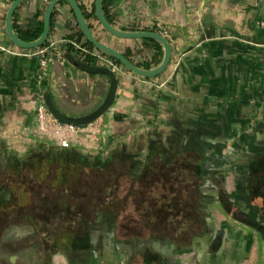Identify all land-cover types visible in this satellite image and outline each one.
Wrapping results in <instances>:
<instances>
[{"label":"crops","instance_id":"0c3cea01","mask_svg":"<svg viewBox=\"0 0 264 264\" xmlns=\"http://www.w3.org/2000/svg\"><path fill=\"white\" fill-rule=\"evenodd\" d=\"M77 1L88 10L93 2ZM50 2L24 0L13 17L16 27L44 23ZM12 3L0 0V131L9 146L27 137L26 146L9 147L18 162L45 158L35 148L98 152L124 138V148L135 153L140 144L124 193L139 194L146 211L140 219L133 212L126 217L127 230L117 225L114 240L119 253H129L127 264L151 256L174 264H264V0H156L151 24L142 20L145 0H121L111 13L115 27L156 29L171 45L170 65L160 77L145 79L98 56L100 67L106 60L118 68L114 102L99 118L104 134L83 133L66 150L34 134L38 96L50 95L67 117L86 118L113 93L111 77L92 75L69 60L77 20L70 5L59 4L46 47L55 44L65 63L55 58L40 79L34 54L43 47L24 50L7 35ZM93 24L101 43L135 64L162 61L154 45L117 39ZM196 211L201 229L190 235ZM143 220L156 227L152 233L136 229ZM222 231L224 246L217 252L212 239Z\"/></svg>","mask_w":264,"mask_h":264},{"label":"rangeland","instance_id":"374dc122","mask_svg":"<svg viewBox=\"0 0 264 264\" xmlns=\"http://www.w3.org/2000/svg\"><path fill=\"white\" fill-rule=\"evenodd\" d=\"M145 3L147 13L142 20L145 23H150L156 20L155 11L150 9V5L156 3V0H145ZM136 4L135 8L138 11L139 1ZM140 26L143 25L140 23ZM40 98L41 96H38V100ZM1 134L0 131L2 146L0 149V174L3 177L0 179V239L3 234L4 241L0 242V247L3 246V253H0V264H40L38 253L34 251L12 253V248L8 247L9 243H12L11 241L22 237L20 234L32 233L31 227L27 225L29 222L39 226L43 235L47 229L48 239L66 238L75 248L86 252L83 256L84 261L77 264H127L129 253H119L118 251L113 253L114 249L111 252L103 239L97 242V252L94 257L91 253H87L91 250L90 240L93 226H97L99 219L115 214L117 225L120 229L124 225V229L127 230L129 227L126 217H129L133 212V215H137L136 217L140 219V215L146 211L145 208L142 209L145 206L142 204V197L139 194L124 193L125 188L131 184V163L124 164L119 159L112 163L109 161L112 154L119 153L123 149L125 139H120V144L117 147L104 146L98 152H91L87 149L69 150L73 156L67 162L61 160L53 162L58 157L54 154H62L67 151L50 149L46 152L44 149L35 148V153L44 154L45 158H37L34 162H30L28 167L24 160L20 163L19 171H14L9 164L15 155L11 156L10 152L13 150L10 151L9 147L19 149V147L26 146L25 138L27 137L22 136L18 144L11 143L9 146L8 141ZM134 148L136 149L134 154H141L140 144H136ZM143 150L142 148V152ZM7 152L12 158H7ZM78 158L84 162L91 160L93 166H76L75 162L78 161ZM9 184L15 188H11L8 186ZM11 189H15L14 195H11ZM23 192L32 195L26 198ZM65 192L72 195L71 201L67 204V210L66 203L61 202L62 199L66 200L63 196ZM44 196H47V206L43 202ZM131 207L133 211L130 212ZM195 218V224H190V230L187 231L190 235L201 229L198 211L195 212ZM67 220L72 221L70 225L66 224ZM144 222L145 220L136 229L143 227L145 231L152 233L151 230H155L156 227L154 225L147 226V223L144 224ZM169 222L172 221L169 220ZM179 231L181 233L182 229ZM117 238L124 239V236L118 234ZM195 254V260H201L200 257H197L198 253ZM159 261L156 256L138 257L130 264H158ZM47 264L71 263L67 257L59 253L50 257Z\"/></svg>","mask_w":264,"mask_h":264},{"label":"water","instance_id":"95a60500","mask_svg":"<svg viewBox=\"0 0 264 264\" xmlns=\"http://www.w3.org/2000/svg\"><path fill=\"white\" fill-rule=\"evenodd\" d=\"M23 1L24 0H14L13 1L8 11L7 19H6V32H7L8 37L17 47L21 49L36 50V49L42 48L46 44L50 36L51 21H52L54 10L60 4V2H66L70 5L71 9L73 10L78 26L80 28V31L84 34L87 41H89L92 45H94L95 49L99 51L101 54L119 61L127 70H129L133 74L140 76L142 78H145V79H155L163 75L170 65V62L172 59V48H171L170 43L167 41V39L163 35L157 32H146V31L127 32V31H122L116 28L115 26L109 23V21L107 20L104 14L103 6H102L103 0H96L95 2L96 16H97V19L100 25L111 36L117 39H120V40H153V41L158 42L163 49V59L157 67L150 69V70L138 68L129 59H127L122 53L99 42L98 39L92 33L88 25V22L86 21L84 17L80 4L78 3L77 0H52L45 13L44 32L42 36L37 41L31 42V43L23 42L22 40L18 38V36L16 35L13 29L14 14L16 10L18 9V7L23 3ZM111 81H112V92L114 93L117 87V80L114 75L111 76ZM89 120H90L89 118H83L80 121H78V123H80L81 125H87L89 123ZM225 236H226L225 231L219 232L213 236L212 243L217 252H221V250L223 249Z\"/></svg>","mask_w":264,"mask_h":264},{"label":"trees","instance_id":"16d2710c","mask_svg":"<svg viewBox=\"0 0 264 264\" xmlns=\"http://www.w3.org/2000/svg\"><path fill=\"white\" fill-rule=\"evenodd\" d=\"M49 1H52V0H49ZM120 1L121 0H103L102 1L104 14H105L107 20L109 21V23L111 25H113V26H115V24H114V20L112 18V15H111L112 9ZM95 2H96V0H93L92 4L90 5V9L89 10L86 9V7H84V5H82V4L80 5V7H81V9L83 11L84 17H85L86 21L88 22V25H89V27H90V29H91L93 34H94V30H95V25L93 24V22L96 23L97 26L101 27V29L103 31L108 33L100 25V23L98 22V19H97V16H96ZM60 5H69V4L66 3V2H60ZM71 12H72L73 16L75 17L74 12H73L72 9H71ZM53 19H54V13H53V16H52V21H51V30H52V27H53ZM13 29H14L16 35L18 36V38L20 40H22L23 42H26V43H31V42L37 41L42 36V34L44 32V23H40L38 26H35V28L29 27L26 30H22L21 31V30L18 29V27H16V25L14 23V20H13ZM77 29H78V32H77L76 35L71 37V39H70L71 42L69 43V47H68V49H69L68 50V58L75 66H77L80 70L88 72V73H90L92 75H102V76H105V77H111L113 74L108 69L102 68V67H100L98 65V62H99V57L98 56H100L102 58H105L107 60H110V61L114 62L119 67L125 68L119 61H117V60H115V59H113L111 57L105 56V55L101 54L99 51H97L95 49L94 45H92L89 41H87V39L85 38L84 34L80 31L78 23H77ZM132 30L134 31V29H132ZM151 31L152 32H156V29H152ZM98 41L100 42L99 39H98ZM143 41L145 43H149V44L154 45L157 49H159L161 51V54H163L162 53L163 52L162 47H161V45L158 42L153 41V40H143ZM48 44H49V42L47 41L46 44L43 46V48L46 47ZM124 56L127 59H129L134 65H136L138 68L145 69V70H150V69L155 68L156 66H158L160 64L161 58H162V57H160L158 60L155 59L154 62H152L151 64H148V65L144 66V65L135 64L130 59L129 56H127V55H124ZM45 99H46L48 108L53 112V114L55 115V117L59 121H61L63 123H71V124L78 125V126H86V125H81L80 123H78V121H80L81 119L70 118V117H67V116L63 115L58 110V108L56 107V105L54 103V100L52 99V97L50 95H47L45 97ZM113 102H114V93H112L110 95V97H109L108 101L106 102V104L99 111H96L92 115L86 117V118L90 119L89 123L94 122L97 119H99L106 112V110H108V108H110L112 106ZM60 160L64 161V162L68 161V159L67 160L66 159H62L61 157H57V159L55 161H53V160L52 161L53 162H58ZM75 165L79 166V167H81V166H90V165L93 166V162L92 161H85L84 162V161H81L78 158V161L75 162ZM63 196L65 197L66 200L64 201L62 199L61 202L62 203H66V206H67V204H69V202L72 199V197H71L72 195H70V193L65 192V193H63ZM67 209H68V206L66 207V210ZM166 212H167V210H165V213ZM66 222H67L66 223L67 225H70L72 221H68L67 220ZM124 227L125 226L123 225L122 228H121L122 231L126 230V229H124ZM259 230H260L261 234L264 236V227H260Z\"/></svg>","mask_w":264,"mask_h":264},{"label":"flooded vegetation","instance_id":"af4514ba","mask_svg":"<svg viewBox=\"0 0 264 264\" xmlns=\"http://www.w3.org/2000/svg\"><path fill=\"white\" fill-rule=\"evenodd\" d=\"M1 144H0V149H1ZM8 157L9 158L10 154L11 156H13L12 153H8ZM58 157H61L62 159H70L72 158V153L70 151H67L66 153H62V154H54ZM136 154H134L132 151L129 150V148H124L120 150L119 153H114L110 156V162H115L116 159H119L120 162L122 163H126V162H130L131 164H134L135 159H136ZM14 157V156H13ZM12 158V157H10ZM38 158V157H37ZM82 160V159H81ZM34 159H27L26 161V167H28L27 165L30 162H33ZM83 161V160H82ZM12 168V170L14 171H19V166H20V162H18V159L16 157H14L10 164H9ZM0 179H3L2 175L0 174ZM8 186H11L10 184ZM11 188H15L14 186ZM15 189H11V195H14L16 192L14 191ZM21 193V192H19ZM23 194H25L24 196L26 198H28L29 196L31 197V193H26L23 192ZM18 195V194H17ZM20 196V195H19ZM44 200L43 202H45L44 204L47 206V196L43 197ZM28 201V200H27ZM47 208V207H46ZM29 221H31V219H29ZM1 224V223H0ZM27 225L29 227H31L32 229V233L29 234H20V236H22L19 239H15L14 241H11L12 243H9V248H12V253H27L29 251H34L36 253H38L39 255V263L40 264H47V261L50 257H52L53 255L56 254H62L65 257H67V259L69 260V262L71 264H77L78 262L84 261L83 260V256L86 252H84L83 250H79L77 248H75L71 241L66 239V238H59V239H48L47 238V229L46 232L44 233V235L40 232V227L37 226L35 223L33 222H29L27 223ZM1 226V225H0ZM47 226V224H46ZM117 224H116V220H115V214H111L109 216H107L106 218L103 219H99L97 221V226L94 227L93 226V231H92V235H91V242H90V246H91V250L88 251L87 253H91L92 257L95 256L96 252H97V242H99L100 239H103L105 241V245H108L111 252H113L112 250L114 249L115 253L116 251H118V248H115V243L114 240L116 239V233H117ZM3 231V230H2ZM208 233L209 231L205 232L202 234V236L205 238L208 237ZM201 236V237H202ZM198 239H200V236L197 235ZM81 241V239H79ZM4 241V236L3 234L1 235V239L0 242ZM3 250V246L0 247V253ZM110 252V251H109ZM160 262H164L166 264H174L172 262L171 259H159Z\"/></svg>","mask_w":264,"mask_h":264},{"label":"built area","instance_id":"2783aa9c","mask_svg":"<svg viewBox=\"0 0 264 264\" xmlns=\"http://www.w3.org/2000/svg\"><path fill=\"white\" fill-rule=\"evenodd\" d=\"M264 27V23L262 24ZM162 35V34H161ZM35 57L39 58L40 69L42 75L40 79L45 77V72L50 62H53L55 58L60 60L61 64L64 65L65 60L58 51L55 44H51L46 48L38 50ZM103 68H107L113 75H116L118 68L110 61H103ZM101 119H97L94 122L87 124L86 126H78L71 123H63L59 121L51 110L47 106V102L44 96H41L39 104L36 110V120L34 124V134L37 138L42 141L48 142L52 145L58 146L59 148L66 150L70 149L74 144L75 138L83 133H87L93 137L99 135L103 128ZM107 127L104 129L106 130ZM104 134V132H102Z\"/></svg>","mask_w":264,"mask_h":264}]
</instances>
